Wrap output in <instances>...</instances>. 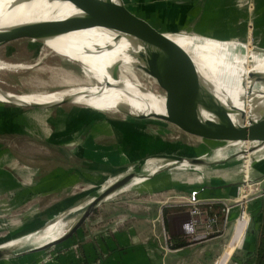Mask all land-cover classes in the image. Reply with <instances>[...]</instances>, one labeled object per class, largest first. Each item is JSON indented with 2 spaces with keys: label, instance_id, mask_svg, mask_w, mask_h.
<instances>
[{
  "label": "rangeland",
  "instance_id": "obj_1",
  "mask_svg": "<svg viewBox=\"0 0 264 264\" xmlns=\"http://www.w3.org/2000/svg\"><path fill=\"white\" fill-rule=\"evenodd\" d=\"M214 4L216 5L215 12L209 14L208 17H202L201 20L196 19L180 25H174L158 13H156L155 19H152V17L150 19L157 28L167 32V35L185 34L200 40L209 39L223 43H233L230 45L229 54L226 53V58L231 65L236 67L235 74L231 75L227 72L223 80L232 81L240 87L244 81L241 72L245 63V55L248 52L247 48L251 49L252 47L256 51L264 52V0H215ZM56 12L60 14L61 18H71L68 13ZM204 20L207 21L204 22ZM87 27H89L88 23L84 22L74 25L75 31L80 30V35ZM7 38L9 36L0 28V60L5 63V69L0 70V89L2 91L19 96L36 93L48 95L73 88H91L98 84L97 80L90 73L83 70L78 63L68 57L55 54L40 41L33 38L6 41ZM236 56L240 58L235 59ZM258 56L264 57V54ZM137 69L140 68L137 67ZM142 71L143 75L141 74V77L156 79L147 71L143 69ZM245 76L248 77L249 75L245 73ZM262 82L264 83V81ZM258 85L261 84L258 83ZM155 89L154 94H164V88L160 84H157ZM252 92L262 93L261 90H252ZM239 97L241 96L238 95L237 98ZM66 98L70 101L62 109L67 110V112L70 111L71 114L63 115L66 116L67 123L71 124L74 129L81 128L83 120H80V118L90 116V122L92 119L94 120V115L73 113L79 108L82 109L80 112L89 110L108 114L101 107L95 109L76 103L72 100V95ZM189 104L197 107L200 111L206 110L199 103ZM18 105L10 101H0L2 110L12 111V114L0 116V167L3 168L9 164L11 158L14 161L34 165L37 164L39 159L51 158V155L57 153L53 147L49 146L48 138L39 139L34 133H31L34 130L27 119L19 118L21 114H13L22 110H35L37 107ZM39 109H43V107H39ZM54 115L57 114H50L47 121L53 120L49 121L48 124L53 128V133H56V127L53 123L55 120ZM115 116L121 123L129 122L130 126L134 128L135 131H132L135 133L136 144L134 145L141 152H137L134 159L120 161V163L104 170L102 179L93 187L89 188V182L85 180L78 183L73 187V193L79 192L78 197L71 203H65L61 206L62 203L60 202L67 195L64 192L53 193L46 198L40 197L37 191L34 190L32 183L24 186L18 183L20 186L17 187L14 176L12 178L0 174V247L19 244L12 248L10 254L0 257V264H30V261L34 260L36 256L39 261H44L49 256V260L59 261V255L61 254L77 255L80 264H89L85 262V257H82L81 241H92L96 237L100 239L111 234L110 226L113 225L115 220L112 219L113 214L120 213L119 215L123 216L117 220V223L121 222L120 224L123 225L129 223L127 216L135 212L136 215L142 213L150 217L148 221H144V217H141L139 221H142V225L145 222L147 225H151V236L157 242L161 251L162 264H172L176 252L173 246H170L171 249L167 248L163 231L165 226L167 232H169L167 214L186 207L182 206V203L187 197H191L194 187L205 183V181L198 180L203 179L206 175L223 174L222 171L224 170H226L224 175H228L229 178L233 174L241 173L240 179H235L236 183L232 184L236 185L238 190H236V199L231 208L233 215L231 211L226 226V235L222 240L223 243L227 241L234 216L239 212L236 220L237 224L240 216L242 201L238 198L240 195L239 187L242 185L244 177L241 168H244V154L247 152L243 148L245 141L230 140L218 144L204 142L187 134L180 127L167 120L152 117L132 120L121 113L115 114ZM58 126L60 127L61 124L58 123ZM56 137L58 136L56 135ZM58 141L63 142L62 138H59ZM60 145H63V143ZM164 145L168 146L161 149ZM147 146L150 148L149 151ZM232 147L239 148L237 154L225 159H219L215 156L217 151H225ZM169 155H178L185 158L202 156L208 161L203 166L210 167H194V164L188 162H171L159 159L169 157ZM168 163L172 164L168 165ZM155 168L157 170L160 168L161 171L153 173ZM128 174H135L140 178H132L124 186L99 201L86 221L69 238L43 251H30L36 245L56 239L48 238L53 229L58 232L60 237L63 236L85 214L95 197H98L111 184ZM143 176L149 177L148 180L145 181L142 178ZM164 176L171 177L173 181L160 185L155 183L157 179L165 182L163 181V179H166L163 178ZM252 176H254V171ZM263 178L264 176L258 179ZM145 184L154 185L144 187ZM34 207L38 209L34 211ZM262 208H264V196H260L259 192H252L249 195L247 208L248 217H251L248 229L255 228L257 213ZM30 209H33V212L39 211L40 213L26 216L25 214ZM52 211L55 213L52 214ZM41 212L44 213L41 215ZM150 213L155 215L158 213V215L149 216ZM51 225H55L56 228L48 229ZM224 248L222 249V246H220L211 258L214 261L213 264L218 262ZM43 264L47 263L44 262ZM90 264H102V262L96 258L95 262ZM176 264H186V262L179 261Z\"/></svg>",
  "mask_w": 264,
  "mask_h": 264
},
{
  "label": "bare ground",
  "instance_id": "obj_2",
  "mask_svg": "<svg viewBox=\"0 0 264 264\" xmlns=\"http://www.w3.org/2000/svg\"><path fill=\"white\" fill-rule=\"evenodd\" d=\"M56 11L68 13L71 18H61ZM80 22L89 25L82 35L79 33L80 30L74 29V25ZM29 27L42 30L39 35L32 37L34 40L40 41L55 54L78 63L97 80L98 84L91 88H73L48 95L36 93L19 96L0 89V101L46 109L61 102H69L66 97L72 95V100L76 103L95 109L101 107L108 114L121 113L132 120L152 117L169 122L171 121L168 118L175 122H185L191 129L205 137L218 135L220 125L224 124L229 116L238 127L252 125L264 128L262 94L264 83L257 77L260 74L264 75V57L258 56L264 52L256 51L251 46V49L247 48L241 72L245 83L238 87L232 81L223 80L227 72L235 74L236 67L226 59V53L233 43L200 40L185 34L168 35L191 55L201 76V84L187 88L184 92L181 89L178 94L165 89L164 94H154L157 84L160 83L152 77L146 79L144 76L141 77L142 69L145 70L148 64L138 55L144 54L150 57L153 64L159 65L171 58L168 49L152 47L119 30L91 25L78 7L70 6L61 0H0V28L7 36L20 34ZM238 58L240 57L237 56ZM4 65L5 63L0 60V70L5 69ZM245 73L249 76L246 77ZM254 83L255 88L262 93L252 92ZM185 94L189 98L202 94L201 100L197 103L206 110L200 111L197 107L191 106L186 97L184 98ZM238 95L241 97L237 98ZM249 141L252 143V149L264 146V142ZM233 148L236 147L229 149ZM159 159L175 162L170 157ZM156 170L157 168L153 172ZM142 178L148 180V177ZM155 183L160 184L162 180L157 179ZM254 186L252 182H248V185L242 187V193L238 198L242 201L239 221L243 213L242 208H246L248 216L247 199ZM52 227L55 225L48 229ZM50 235L56 239L60 237L55 229Z\"/></svg>",
  "mask_w": 264,
  "mask_h": 264
},
{
  "label": "crops",
  "instance_id": "obj_3",
  "mask_svg": "<svg viewBox=\"0 0 264 264\" xmlns=\"http://www.w3.org/2000/svg\"><path fill=\"white\" fill-rule=\"evenodd\" d=\"M64 3L75 6L70 0H61ZM140 4L146 16L155 19L156 13L174 25H180L193 20L206 18L209 14L215 12V0H135ZM148 4V5H147ZM77 7V6H76ZM245 14V13H242ZM214 19V18H213ZM207 20H204V22ZM65 104L54 106L49 109H39L21 111L13 114H21L19 118L27 119L33 128L35 136L39 139H47L49 146L53 147L57 153L51 155V158L39 159L37 164L31 165L24 162L14 161L12 158L5 168L0 167V174L7 177H15L16 186H24L32 183L34 190L40 197H48L53 193L64 192L67 195L60 202L63 206L65 203H71L78 197V193H73V187L85 180L89 182V188L93 187L103 177V171L109 169L130 158H136L137 152L141 151L135 147L136 140L134 138L135 131L130 123H121L115 114H103L96 111L82 109L73 110L75 114L94 115V120L90 122V116L80 118L83 120L80 129H74L71 124L67 123L66 116L63 114H71L70 111L62 109ZM3 114H12V111L2 110L0 106V116ZM50 114H57L54 120L56 133L47 121ZM50 119V118H49ZM58 123L61 126H58ZM123 124V125H121ZM99 126V128H97ZM1 127V123H0ZM56 135L58 137H56ZM54 136V138H52ZM62 138L63 142L58 141ZM53 139V140H52ZM243 148L247 152L244 154V168L241 171L245 177L251 176L258 179L264 176V146L252 149V143L244 140ZM63 143V145H60ZM149 146V145H148ZM147 146L148 151L150 148ZM168 145H164L161 149H165ZM146 149V150H147ZM140 151V152H139ZM239 148L227 149L216 153L219 159L228 158L237 154ZM254 171V176L252 172ZM217 175H206L198 181H205L201 186H196L192 192H197L201 201L200 208L210 213L218 212L221 215L217 223V231L211 234H201L194 236L189 240L186 235H179L173 238L171 243L180 242L182 240L189 241L188 244L174 248V260L172 264L177 262H186V264H213L211 259L217 252L218 248H224L218 262L216 264H252L248 262L249 253L253 252L259 242L260 236L264 234L263 224V208L257 213V223L254 229H248L251 217L247 216L246 208H242L243 213L239 223L236 220L239 212L234 216L233 225L229 237L225 243L222 242L226 235L224 226V216L226 206L232 208L235 201L236 190L238 187L232 185L235 179H240L241 173H236L228 177L224 175L226 170ZM219 174V175H218ZM223 177H220V176ZM166 178V179H163ZM160 184L173 181L171 177L164 176ZM10 179V178H9ZM20 185H19V184ZM159 184V185H160ZM153 186V184H145L144 187ZM74 196H72V195ZM192 194V193H191ZM241 195V193H240ZM239 195V197H240ZM187 197L182 203L186 206L183 209H177L175 212L182 210H190ZM135 207V206H133ZM34 211L38 208H33ZM30 209L25 215H37L39 211L33 212ZM41 210V209H40ZM57 210V209H55ZM232 210L230 209V212ZM33 212V213H32ZM44 212H41V215ZM54 214L55 212H51ZM136 213V212H135ZM129 214L127 216L129 223L121 225L117 220L121 219L119 214H113V225L110 226L111 234L102 238H95L92 241L82 240L81 254L85 257V262L94 263L96 258L100 259L102 264H162V254L158 248L157 242L151 236V225L146 222L141 224V217L144 221H148L150 217L142 213ZM124 215V214H123ZM158 215V213L156 214ZM150 213L149 216H156ZM233 215V211H232ZM231 215V216H232ZM230 216V213H229ZM250 216V214H249ZM230 219V218H229ZM249 220V221H248ZM117 225V227H116ZM56 228V227H55ZM203 230V228H199ZM248 229V230H247ZM52 236L50 235V237ZM233 259L231 260V258ZM50 257V256H49ZM39 261L37 256L30 264H80L77 255H59V261L49 260L50 258ZM231 260V261H230Z\"/></svg>",
  "mask_w": 264,
  "mask_h": 264
},
{
  "label": "water",
  "instance_id": "obj_4",
  "mask_svg": "<svg viewBox=\"0 0 264 264\" xmlns=\"http://www.w3.org/2000/svg\"><path fill=\"white\" fill-rule=\"evenodd\" d=\"M75 6H77L81 12L85 15L91 25H102L121 32L127 33L147 45L155 48H166L171 53V58L163 61L159 65L153 64L150 57L144 54L138 56L143 59L148 67L145 68L150 75L154 76L161 86L166 90L174 94H178L182 89H185L201 84V76L195 65L191 55L183 49L177 42L167 35V32L161 31L154 25L153 21L146 16L140 4L135 0H70ZM154 19V18H152ZM42 32L37 27H29L23 30L20 34H15L6 39V41H12L18 38H32L36 37ZM174 32V31H172ZM229 54V50L227 51ZM233 58V57H232ZM227 59V58H226ZM237 59V56L236 58ZM228 61V60H227ZM230 63V62H228ZM258 80L264 81V75H257ZM245 81H243V84ZM241 84V86H243ZM252 89H255V83L252 85ZM258 90V89H256ZM187 102L197 103L201 100L202 94L193 98H189L188 95H184ZM61 104H65L62 103ZM57 104V105H61ZM55 105V106H57ZM50 107L49 109L53 108ZM171 115V114H170ZM168 118L175 125L180 127L187 134L197 137L204 142L222 143L230 140H258L264 142V128H258L256 126L249 125L247 127L236 126L230 116L224 124L220 125L218 129V135L216 136H203L202 133L194 131L185 122H175ZM246 151V150H245ZM175 162L191 163L194 165H204L208 161L205 157L199 156L195 158H185L178 155H169ZM169 163L168 165H171ZM161 171L156 170L153 173ZM146 177V176H143ZM132 178H138L135 174H128L124 178L117 180L111 184L104 192L98 197H95L88 206L85 214L77 221L68 232H65L63 236L54 239L52 241L36 245L30 251L38 252L43 251L51 246H55L65 239L69 238L87 219L92 209L106 196L124 186ZM149 178V177H148ZM192 210H182L178 212H172L167 214L168 229L172 236L184 235L187 231V224L192 220ZM13 247H0V257L10 254Z\"/></svg>",
  "mask_w": 264,
  "mask_h": 264
},
{
  "label": "built area",
  "instance_id": "obj_5",
  "mask_svg": "<svg viewBox=\"0 0 264 264\" xmlns=\"http://www.w3.org/2000/svg\"><path fill=\"white\" fill-rule=\"evenodd\" d=\"M263 181H264V178L254 179L251 176L245 177L244 175L243 180H242V185L239 187V191L240 193H242V187L245 185H248V182L249 183L252 182L255 185L252 192H259L260 196H264ZM248 200H249V197L247 201ZM187 204L190 207V210H192V216H193L191 222L186 225L187 231L184 234L188 238H190L189 240H191L192 237L201 234L200 232H202V234H211L218 230L216 225L219 222L221 215L218 212L210 213L209 211L205 209H201L200 208L201 201L198 198V194L196 191L192 192L190 200L189 202H187ZM230 209L231 208L229 206H226L225 216H224V226H222L224 230L226 229L227 223L229 221ZM199 228H203V230H200ZM163 231H164V236L167 241V248L171 249L170 246H172V243H171L172 235L170 234V232H167L165 226L163 227Z\"/></svg>",
  "mask_w": 264,
  "mask_h": 264
},
{
  "label": "trees",
  "instance_id": "obj_6",
  "mask_svg": "<svg viewBox=\"0 0 264 264\" xmlns=\"http://www.w3.org/2000/svg\"><path fill=\"white\" fill-rule=\"evenodd\" d=\"M263 212H264V208H263ZM263 224H264V213H263ZM173 238L176 239L178 238V236H171V240ZM172 242H173L172 246L174 248L184 246L189 243V241L186 240H182L176 243H174V241ZM249 255H250L249 259H247L248 262H251L252 264H264V234L260 236L256 249L253 252H250Z\"/></svg>",
  "mask_w": 264,
  "mask_h": 264
}]
</instances>
